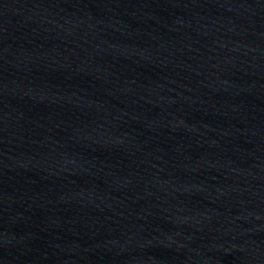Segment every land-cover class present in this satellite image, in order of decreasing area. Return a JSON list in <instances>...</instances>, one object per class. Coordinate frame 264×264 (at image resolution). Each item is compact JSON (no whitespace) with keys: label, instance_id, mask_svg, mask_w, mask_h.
Wrapping results in <instances>:
<instances>
[{"label":"water","instance_id":"1","mask_svg":"<svg viewBox=\"0 0 264 264\" xmlns=\"http://www.w3.org/2000/svg\"><path fill=\"white\" fill-rule=\"evenodd\" d=\"M0 264H264V0H0Z\"/></svg>","mask_w":264,"mask_h":264}]
</instances>
